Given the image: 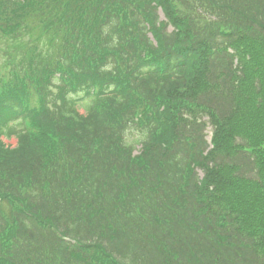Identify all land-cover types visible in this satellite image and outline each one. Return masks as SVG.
I'll use <instances>...</instances> for the list:
<instances>
[{"label": "trees", "instance_id": "obj_1", "mask_svg": "<svg viewBox=\"0 0 264 264\" xmlns=\"http://www.w3.org/2000/svg\"><path fill=\"white\" fill-rule=\"evenodd\" d=\"M1 60L0 264H264V0H0Z\"/></svg>", "mask_w": 264, "mask_h": 264}, {"label": "rangeland", "instance_id": "obj_2", "mask_svg": "<svg viewBox=\"0 0 264 264\" xmlns=\"http://www.w3.org/2000/svg\"><path fill=\"white\" fill-rule=\"evenodd\" d=\"M161 17V20H163V17L162 16H160ZM210 136V131H208V137ZM4 143L7 145V146H12V147H14L15 146V140H7V139H5L4 140Z\"/></svg>", "mask_w": 264, "mask_h": 264}]
</instances>
